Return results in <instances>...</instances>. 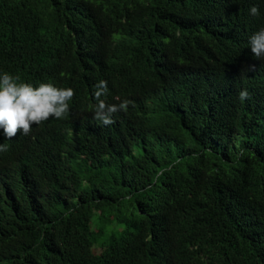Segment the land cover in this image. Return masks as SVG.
I'll return each mask as SVG.
<instances>
[{"label": "trees", "instance_id": "obj_1", "mask_svg": "<svg viewBox=\"0 0 264 264\" xmlns=\"http://www.w3.org/2000/svg\"><path fill=\"white\" fill-rule=\"evenodd\" d=\"M262 27L264 0H0V73L75 93L0 153L5 264H264Z\"/></svg>", "mask_w": 264, "mask_h": 264}, {"label": "clouds", "instance_id": "obj_2", "mask_svg": "<svg viewBox=\"0 0 264 264\" xmlns=\"http://www.w3.org/2000/svg\"><path fill=\"white\" fill-rule=\"evenodd\" d=\"M249 14L259 16L260 10L257 6L249 9ZM97 40L102 42V31L96 34ZM246 44H249L251 54L257 59H264V27L259 30H252L248 33ZM248 57L242 58L240 55L233 56L232 61L237 64L246 63ZM103 64L97 63L95 58L89 68L98 72ZM250 65V69H254ZM69 85L51 83H40L33 86L30 83L21 82L19 77L4 72L0 73V153L7 152L9 146L6 141L13 139L18 133L28 135L32 128L48 120L64 119L69 113V101L75 95L71 88H61ZM107 94V82L99 81L96 85L94 96L96 99L95 118L104 125L113 123L112 114L127 110L130 103L124 100L119 104H106L101 96ZM240 100L249 99V92L241 90L238 94ZM75 259L66 257L57 264H73ZM0 264H5L2 254H0Z\"/></svg>", "mask_w": 264, "mask_h": 264}, {"label": "bare ground", "instance_id": "obj_3", "mask_svg": "<svg viewBox=\"0 0 264 264\" xmlns=\"http://www.w3.org/2000/svg\"><path fill=\"white\" fill-rule=\"evenodd\" d=\"M15 149V148H14ZM17 149V148H16Z\"/></svg>", "mask_w": 264, "mask_h": 264}, {"label": "rangeland", "instance_id": "obj_4", "mask_svg": "<svg viewBox=\"0 0 264 264\" xmlns=\"http://www.w3.org/2000/svg\"><path fill=\"white\" fill-rule=\"evenodd\" d=\"M95 222V221H94Z\"/></svg>", "mask_w": 264, "mask_h": 264}]
</instances>
